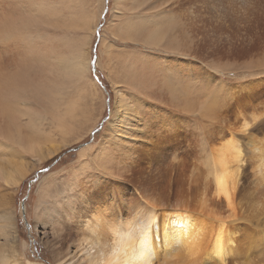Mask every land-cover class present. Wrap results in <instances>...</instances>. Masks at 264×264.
Masks as SVG:
<instances>
[{"label":"rangeland","instance_id":"obj_1","mask_svg":"<svg viewBox=\"0 0 264 264\" xmlns=\"http://www.w3.org/2000/svg\"><path fill=\"white\" fill-rule=\"evenodd\" d=\"M24 2L23 7H29L28 14L35 19H28L32 25L24 43L16 42L21 38L19 33L12 35L8 53L10 69L20 68V54L29 59H38L43 54L53 56L64 74L69 70L66 64L75 58L85 62L87 69L83 75L65 77L58 88L61 94L58 97L63 98L59 104H64L61 105L62 113L73 107L74 115L70 117L67 129L56 122L52 124L53 116L48 112L51 101L46 108L40 104L46 97L28 92L32 95L33 111L41 114L36 119L30 115L18 117L16 107L26 96H13L12 112L15 111L25 127L26 131L22 129L24 134L30 135V131L39 126L41 138L37 135V141L28 147L18 145L12 138L13 143L10 141L8 147L11 163L15 160V163L24 162L22 170L27 173L16 184L12 183L13 178L6 182L0 177V264H16V254L24 262L26 260V264L29 261L71 264L69 257L75 252L76 224L64 222L66 236L62 242L53 231L61 219L58 217L61 208L57 206L60 200L86 194L84 188L78 189L80 184L84 187L94 182L110 183L113 188L104 190L99 200L106 199L115 206L124 207L127 203L132 207L141 198L171 204L178 202L180 196L173 195L174 190L177 191L175 171L167 170L166 165H160L158 169L166 170L167 174L155 178L149 176L155 164L147 159L131 162L127 158L130 162L123 176L116 174L114 164L116 168L108 166L106 171H100L99 165L107 163L105 147L116 145L114 138L123 144L122 148L128 144L132 151L145 146L146 135H150L148 140H151L178 133L180 147L185 143L186 148L189 145L187 126L180 120L197 115L225 117L229 124L222 126L225 129L221 128L236 129L248 156L250 140L259 141L264 137L258 122L251 130V136L237 131L241 130L244 119L257 118L258 121L264 118V0ZM33 6L45 14L38 15ZM95 54L94 72L91 63ZM32 63L26 61L31 66V74H36L34 79H49V74L56 75L48 70L42 72V76L45 73L42 77L38 63ZM196 66H199V72H195ZM147 77L153 79L152 83ZM148 86L155 91L144 94ZM184 86L185 93L182 92ZM171 87L176 91L171 92ZM176 98L179 100L175 103ZM26 100L21 103L23 108L30 104ZM115 105H118L119 117L125 116L124 123L116 120L110 125ZM126 107L132 111L125 114ZM134 109L139 113L136 114ZM143 114L150 121L147 130L143 129L146 123L140 119ZM131 117L136 119L131 120ZM171 119L174 126L168 123ZM100 126L101 129L92 136ZM140 135L144 140L135 139L134 136ZM193 138L191 140L196 142ZM33 144L38 151L35 155L28 150L35 148ZM180 151L183 155V149ZM150 152L155 153L152 149ZM197 154L198 151L194 156ZM45 168L48 169L41 171ZM254 178L248 171L243 177L244 185ZM123 181L127 188L121 187ZM167 194H170L169 199H166ZM117 196L123 197L125 202L116 200L114 197ZM68 207L71 206L67 205L66 210ZM4 211L10 213L12 219L5 216ZM71 214L68 209L65 217ZM13 220L18 224L17 241L9 228ZM44 220L47 223L44 224ZM82 254L81 251L79 255Z\"/></svg>","mask_w":264,"mask_h":264},{"label":"bare ground","instance_id":"obj_2","mask_svg":"<svg viewBox=\"0 0 264 264\" xmlns=\"http://www.w3.org/2000/svg\"><path fill=\"white\" fill-rule=\"evenodd\" d=\"M24 5H26L24 0H0V143L2 144L0 146V177L6 182L13 178L12 183L15 184L27 172L22 170L25 166L24 162L15 163V160L13 162L15 165L11 163L9 159L11 154L8 149L10 141L14 138L20 146L30 145L31 142L37 141V135L40 137L41 129L38 126V129L30 131V135L29 133L24 134L25 127H22L15 111L12 112L10 103L14 101L13 96H18V94L23 98L26 96L16 107L18 117L30 115L36 119L40 118L41 114L33 111L32 95L28 92L40 98L46 97V100H41L40 104L46 108V104L51 101L48 112L53 116L52 124L56 122L63 129H67L69 119L74 115L73 107L67 108L69 112L62 113L61 105L64 104H59V100L63 98L58 97L61 95L58 88L65 77L75 74L83 75L87 69L85 62L75 58L73 62L66 64V69L69 68L70 71L64 74V71H60L59 62L53 56L44 54L38 59H29L25 54H20L18 56L21 59L18 64L20 68L15 71L10 69L8 53L11 48L12 35L19 33L21 38L16 42L24 43L29 26L32 25L29 21L35 19L28 14L30 8L25 9ZM33 8L40 16L45 14L35 6ZM26 61H29V64L31 61L38 63L41 76L43 71L48 70L56 75L52 77L47 74L49 79L38 80L39 77L34 79L36 74H31L29 70L31 66L27 65ZM181 63L184 65L182 61ZM195 69V72H199V66ZM147 81L152 83L153 79L147 77ZM39 82L42 84L40 85ZM31 88L35 89L31 91ZM147 91L154 92L155 90L148 86L144 94ZM173 91L176 90L171 87V92ZM182 92H186V86ZM23 100L30 103L28 107L23 108L21 105ZM178 100L179 98H176L175 103ZM117 106L114 107L110 125H113L116 120L120 124L124 123L125 116L124 118L119 117ZM128 110L130 109L126 107L125 114L130 113ZM134 110L136 114L139 113L137 109ZM142 117L140 119L146 123L143 129L147 130V123L150 121L144 118V114ZM132 119L136 118L131 117ZM140 119L138 121L141 122ZM257 122L259 123L258 128L264 131V118L258 121L257 118L244 119L241 130L237 131L251 136V130L258 124ZM168 123L174 126L172 119ZM180 123L187 126L185 132L189 145L186 148L185 143L183 147H180L178 133L151 140H148L150 135H146L145 146H139L132 151L128 144L122 148L123 144L114 138L116 145L105 147L104 155H108L106 165L100 164L98 167L100 171H106L108 166L110 168L117 166L116 174L123 176L130 162L127 158L131 162L147 159L155 164V169L149 175L155 178L163 173L167 174L166 170L158 169L160 165H166L167 170L175 171L177 191L174 190L173 195L180 196L177 203L171 204L163 200L151 199L150 201L141 198L132 207H128L125 203L126 209H124L123 206H115L106 199L100 202L103 191L113 188V185L108 182H94L84 187L80 184L78 189L84 188L87 191L86 194L80 193L74 198L70 197L67 201L60 200L57 206L61 208L58 215L61 219L53 232H57L62 242L66 236L64 222L76 224L75 236L77 237L73 245L75 252L69 257L71 264H99L103 256V246L107 242L121 238L125 233L140 234L145 229L149 233L148 252L152 264H264V137L259 141L250 140L251 153L248 156L243 147V141L238 138L236 129L224 130L225 128L222 127L226 123L229 124L225 117L197 115L190 119H182ZM198 128L199 131L196 130ZM141 136L134 137L143 139ZM192 137L196 142L191 140ZM109 139H106V142ZM194 147H199V149ZM151 149L155 151L154 154L150 152ZM180 149H183V155L180 154ZM28 150L34 154L37 148ZM196 151L199 154L194 156ZM112 154L116 156L110 157ZM248 171L255 178L248 185H244L243 177ZM121 187L127 188L124 181ZM114 198L125 202L123 197ZM169 198L170 194H167L166 199ZM67 205L72 207H68L72 214L65 217L68 211L66 210ZM4 212L5 216L12 219L10 213ZM63 217L65 220L62 219ZM45 223L47 221L44 220ZM17 225L15 220L9 223L15 241H17ZM92 249H94L93 252ZM81 251L84 254L79 255ZM14 262L26 264V260L24 262L18 254ZM28 264L40 263L29 261Z\"/></svg>","mask_w":264,"mask_h":264},{"label":"clouds","instance_id":"obj_3","mask_svg":"<svg viewBox=\"0 0 264 264\" xmlns=\"http://www.w3.org/2000/svg\"><path fill=\"white\" fill-rule=\"evenodd\" d=\"M149 233H125L123 237L110 240L103 246L99 264H152L148 252Z\"/></svg>","mask_w":264,"mask_h":264},{"label":"water","instance_id":"obj_4","mask_svg":"<svg viewBox=\"0 0 264 264\" xmlns=\"http://www.w3.org/2000/svg\"><path fill=\"white\" fill-rule=\"evenodd\" d=\"M107 2H108V0H106ZM97 33H98V37H99V29H97ZM96 45H97V42L95 43V48H96ZM92 67H93V70H94V72L96 71V68H95V65H96V54L94 55V58L92 59ZM101 129V126L100 127H98L97 129H95L93 132H92V136H94V134L97 132V131H99ZM46 169H48V168H45V169H43V170H41V171H44V170H46ZM39 173V172H38ZM37 173V174H38ZM35 179H38V177L36 176V178ZM22 211H23V216H24V218H25V212H26V209H25V204L23 203L22 204ZM26 224H27V227L29 228V224L26 222Z\"/></svg>","mask_w":264,"mask_h":264}]
</instances>
